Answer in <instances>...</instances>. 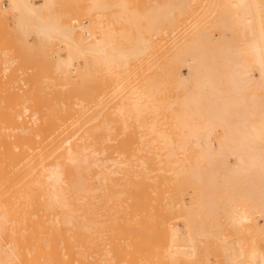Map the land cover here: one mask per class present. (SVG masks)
Listing matches in <instances>:
<instances>
[{
	"label": "bare ground",
	"instance_id": "bare-ground-1",
	"mask_svg": "<svg viewBox=\"0 0 264 264\" xmlns=\"http://www.w3.org/2000/svg\"><path fill=\"white\" fill-rule=\"evenodd\" d=\"M51 1L0 2V34L48 73L0 82V264H264V0H166L140 33L104 19L126 0H90L88 26Z\"/></svg>",
	"mask_w": 264,
	"mask_h": 264
},
{
	"label": "rangeland",
	"instance_id": "rangeland-1",
	"mask_svg": "<svg viewBox=\"0 0 264 264\" xmlns=\"http://www.w3.org/2000/svg\"><path fill=\"white\" fill-rule=\"evenodd\" d=\"M37 3L39 2V3H42V1L43 0H35ZM67 0H64V2H63V0H53V2L51 1V4H50V6L49 7H47V8H45L44 10H43V13L44 14H46V16H53V18H56L57 20H61V22L62 23H68V22H70L74 17H75V12H77V10L78 9H80L79 7H81V13H79L78 15L76 14V17H75V21L77 20V21H80V23L81 24H83V25H85V26H88L89 24H90V19H92V17L94 18H96V20H97V15H96V13L98 12V10H102V9H99L98 8V10L96 11V9L94 10L96 13H94V11H92V13L90 12V10L89 9H92L91 8V5H92V1L90 2V0H69V1H71L70 2V6H68V1L66 2ZM129 2H127V0H126V3H128V4H126V3H119V4H121V6H119V5H112L111 4V6H113V7H111V8H109V7H107V8H103V11H102V13L103 12H107V13H109L108 11H107V9H111V14L109 13V15L106 13V16L107 17H109L108 19L105 17L104 19H106V20H108L109 22V24H111V26L113 27H115V24L114 23H116V28H117V26H121V25H123V24H126V26H127V23H126V21L128 22V26H129V28H128V30H129V32L131 33H140L139 31H137L136 29H132L131 30V28H136V26L134 27V25H133V23L132 24H130L131 22H133V20L132 19H134L135 17H137V15H138V18H135L134 20H136V19H138V20H141V17H142V21H140V25H145L146 24V22H147V18L145 17V16H142V15H140L141 13H143V11L144 12H147V11H149V10H151L152 11V13H153V18L155 19L154 21H155V25H157V23L156 22H158L161 18H162V11H163V3L166 1V0H128ZM133 1H134V4H133ZM0 2L1 3H3L4 5H8V2H9V0H0ZM61 2H63V3H61ZM66 2V3H65ZM106 2H112V0H107ZM113 2H114V0H113ZM112 2V3H113ZM62 5H61V4ZM64 3H65V5H67L66 6V9L64 8V9H62L61 7H64L65 5H64ZM77 5V6H79V7H77L75 4ZM80 3V4H79ZM83 3V4H82ZM90 3H91V5H90ZM59 4V5H58ZM118 4V3H117ZM126 4V5H125ZM83 5V6H82ZM87 5V6H86ZM90 5V6H89ZM130 5H133V6H130ZM89 6V7H88ZM125 6V7H124ZM128 6V7H127ZM55 7V8H54ZM60 7V8H59ZM84 7H85V9H87L86 10V12L84 11L83 12V9H84ZM124 7V8H123ZM116 8H117V10H116ZM123 8V9H122ZM125 8H127L126 10H130L129 12L130 13H132V16H131V18H129L130 17V15H129V17H128V13L126 12V10H125ZM134 8L135 9H137V11H135L134 10ZM138 8H140V9H138ZM120 9V10H119ZM70 10V13H68L67 11H69ZM118 10L120 11V12H118ZM123 10H125L124 12H123ZM140 10H142V11H140ZM116 11V12H115ZM135 11V12H134ZM59 12H61V13H63L62 15L61 14H59ZM65 12V13H64ZM118 12V13H117ZM85 13H86V15H85ZM90 13L92 14V15H90ZM99 13L101 14V12L99 11L97 14L99 15ZM112 13H113V16H112ZM114 13H116L117 15L115 16V14ZM120 13V14H119ZM134 13H136L135 15H134ZM138 13V14H137ZM68 14H69V16H68ZM80 14H81V17H80ZM105 14V13H104ZM121 14L123 15V16H121ZM155 14V15H154ZM56 15V16H55ZM58 15H60V16H58ZM71 15H74V17H72ZM83 15V16H82ZM96 15V16H95ZM124 15H127V17H126V19H124L125 18V16ZM79 16V17H78ZM87 16H88V18H87ZM89 16H92V17H89ZM115 17H116V19L118 18V19H120L121 20V18H122V20L124 19L125 20V22L123 23V21H122V23L120 22V21H117V20H115ZM121 17V18H120ZM157 17V18H156ZM12 18V19H11ZM98 18H99V16H98ZM111 18H112V22H113V25H112V22L110 21L111 20ZM144 18V19H143ZM9 25H8V28H10V29H12V26H14L13 24H14V22H13V20H14V18L13 17H9ZM130 19V20H129ZM156 19H157V21H156ZM129 20V21H128ZM11 21V22H10ZM74 21V22H75ZM75 22L74 24L75 25H78V26H80L79 25V23L78 22ZM104 22H106V21H104ZM11 23V24H10ZM71 24H73V21L72 22H70ZM107 23V22H106ZM105 23V24H106ZM69 24V23H68ZM119 24V25H118ZM131 26H130V25ZM82 25V26H83ZM1 28H0V32H3V33H5V34H7V36L9 35V31H5V28L3 27V26H0ZM79 28H81V27H78V31L79 32H81L82 34H84V35H86V29H87V27H85V29H83V28H81L80 30H79ZM4 29V30H3ZM3 30V31H2ZM85 30V31H84ZM137 31V32H136ZM3 33H1L2 34V36L0 37V38H7V37H4L3 36ZM153 33L154 34H156V31H153ZM0 34V35H1ZM11 34V33H10ZM36 33L35 32H31V36H30V34H29V36H30V38H31V40H33L34 41V39L36 40V38H34V36L36 37V35H35ZM12 36V35H11ZM156 36L154 35V39L156 40ZM8 40H10V37L9 38H7V42H8ZM6 42V43H7ZM12 42H14V41H12V37H11V42L9 41L7 44H8V49H7V51H6V53H5V55H3L2 56V54H1V58H0V82H14V83H16V84H18V83H27L28 81H30L31 79H32V76H29V80H28V74H29V72L30 71H33V72H31V73H33L34 75H35V71H36V73L37 74H39L40 73V76H38V75H36V77L34 76V78H37V80L38 81H40L41 80V78H42V74H43V76H44V73H47V72H44V70H43V72H42V70H39V68L37 69V68H35V71L33 70V67H32V64H31V62H32V60H31V62H30V64L28 63V61H30V59H31V57H32V59H34V58H37V56H34V54H32V49L33 48H31L30 46H29V48L26 50V47H28V46H26L25 47V50H23L22 48V50L18 53V51L16 50V47H18V49H20L19 47H20V45H16V43L13 45L12 44ZM34 47V46H33ZM30 48H31V50H30ZM34 48H36V47H34ZM10 49H12V51L16 54V56L15 55H13V53L11 52V50ZM54 49H56V50H53L54 52H53V57L55 56V58L57 57V55H56V53H58V51H59V48H58V46H57V48H56V45H55V47H54ZM16 51V52H15ZM64 51V50H63ZM63 51H61L60 50V52H61V54H63V55H65L64 53H65V51L63 52ZM12 54H11V53ZM21 52H23V53H21ZM2 53H4V52H2ZM18 53V54H17ZM25 53H29L30 54V59H29V56H27V63H26V61H25V57L24 56H26V55H29V54H25ZM21 54V55H20ZM150 59L148 60L147 59V56L144 54V56H142V57H140L136 62H135V64H133V66L135 67V74L134 75H132V79H131V82H132V84L133 83H138V81L142 78V76H143V73H144V69L145 68H147V66H152V69L151 68H149V70L147 69L145 72H146V75L147 76H150V77H154V76H156V74H157V65H156V53H152L150 56ZM24 61V63H26V65L23 63V65H21L22 64V61ZM20 61V62H19ZM37 61V59L35 60V62ZM41 61V60H40ZM6 62V63H5ZM35 62L33 63V65L35 64ZM40 63V62H39ZM42 64V63H41ZM19 65H21V67L19 66ZM29 65V66H28ZM6 66L8 67L7 69H6ZM14 66H19L18 68H16V67H14ZM22 66H26L25 68L24 67H22ZM31 66V67H30ZM38 66V65H37ZM27 67H28V69H27ZM35 67V66H34ZM73 67V66H72ZM32 68V69H31ZM74 68V67H73ZM72 68V69H73ZM76 68V67H75ZM153 68H155L156 70H155V72L153 73ZM30 69V70H29ZM68 69V70H71V72H74L73 74H75L76 73V71H77V69ZM151 69V70H150ZM184 69V70H183ZM186 69V70H185ZM9 70H10V73H9ZM182 70H183V72L185 73V75H187L188 74V69H187V66H183L182 67ZM20 71V72H19ZM56 72L55 73H57L58 74V72H57V70H55ZM148 71H152V73H151V75H150V72L148 73ZM15 72V73H14ZM62 72L63 71H59V73L60 74H58L57 76L59 77L58 79H60L61 81L63 80H65L66 78H64L65 76H64V73H66V72H63V74H62ZM255 72V73H254ZM9 73V74H8ZM31 73H30V75H31ZM54 73V71H52V76L55 74ZM48 74V73H47ZM149 74V75H148ZM253 74L255 75V77H257L258 75H259V71L257 72V70L255 69V70H253ZM46 77H47V75H46ZM50 77V75L48 76V78ZM74 78L76 77V76H73ZM39 78V79H38ZM43 78H45V77H43ZM51 78V77H50ZM73 78V79H74ZM27 80V81H26ZM33 80V79H32ZM31 80V81H32ZM54 80L55 81H57L56 80V78H55V76H54ZM53 80V81H54ZM20 81V82H19ZM44 81V80H43ZM50 81H52V80H50V79H48L47 80V82H50ZM59 81V80H58ZM122 94H123V92H122ZM171 95H172V97H174L175 96V92L174 91H171ZM213 142H214V145L215 144H217V141L215 140V139H213ZM228 159V162L229 163H233L234 162V160H235V157L233 158V156L231 157V155H229V157L227 158ZM233 159V160H232ZM186 195H188V196H186ZM186 195H185V199H186V201L188 202H190V194L189 193H186ZM223 216V215H222ZM222 216H221V218H222ZM258 214H255V218L258 220V222L256 221V219L254 218V215L252 216L253 218H251V219H253V220H251V221H253L254 222V219H255V222L258 224L257 226H262V224H263V221H264V215H261V216H258ZM184 217H179V219L177 218L176 219V223H177V225L182 229V230H185L186 228H187V223H186V220H185V218L183 219ZM219 220H220V216H219V218H218ZM223 219V221L222 220H220L221 222H222V224L223 223H225L226 225H227V219H226V217L224 216V218H222ZM250 220H246V221H243V224H244V222L247 224V225H249V223L250 224H252V222H251ZM256 223H255V226H256ZM264 225V224H263ZM247 227H249L248 229L250 230H252V232H255V231H253V229L252 228H250V225L249 226H247ZM252 227V226H251ZM245 229H246V226H245ZM244 229V230H245ZM250 230V231H251ZM246 231V230H245ZM252 232H248L249 233V235L251 236V233ZM245 234H246V232H245ZM245 234H242V235H245ZM254 235H255V233H253ZM241 235V236H242ZM232 236H233V238H232ZM231 236V238H232V240L234 241V243H235V245L238 247V248H240L239 247V245H238V243L239 244H243L244 242H246L247 240H249V239H247L248 238V236H247V234H246V236H247V238H246V236H245V238H246V240L244 239V241H242V238H239V242L237 241V239H236V235L234 234V235H232ZM238 236H240V234H238ZM240 236V237H241ZM254 237V236H253ZM252 236H251V238H253ZM244 238V237H243ZM241 246V245H240Z\"/></svg>",
	"mask_w": 264,
	"mask_h": 264
}]
</instances>
